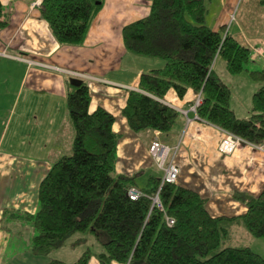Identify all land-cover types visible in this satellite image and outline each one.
Returning a JSON list of instances; mask_svg holds the SVG:
<instances>
[{
    "label": "trees",
    "instance_id": "obj_1",
    "mask_svg": "<svg viewBox=\"0 0 264 264\" xmlns=\"http://www.w3.org/2000/svg\"><path fill=\"white\" fill-rule=\"evenodd\" d=\"M264 6V0H256ZM104 0H41L39 12L55 41L62 46L83 43ZM205 0H152L149 14L123 29L126 51L133 57L155 60L161 67L139 77L141 92H130L122 111L133 133L168 134L178 113L161 101L169 91L183 98L188 90L201 94L198 119L241 139L264 142V69L248 70L251 51L228 32L205 24ZM0 0V31L8 25ZM220 57L231 75L247 72L259 88L253 94L247 119L230 108V89L213 71ZM69 116L74 128L70 154L57 159L40 183L34 215L4 212L10 223L29 224L34 236L32 256L46 257L66 246L93 239L100 248L99 264H264L247 246H231L232 229L241 225L252 239L264 238V188L257 197L235 192L245 207L239 217H212L205 200L192 189L164 185V212L151 208L160 180L149 178L138 188V176L116 175L118 136L114 118L103 109L88 111L90 95L83 82L68 84ZM130 188L144 196L130 200ZM174 219L168 227L164 216ZM4 228V227H3ZM5 229V228H4ZM226 244V245H225ZM86 251L74 264H89ZM48 264H63L51 261Z\"/></svg>",
    "mask_w": 264,
    "mask_h": 264
},
{
    "label": "crops",
    "instance_id": "obj_2",
    "mask_svg": "<svg viewBox=\"0 0 264 264\" xmlns=\"http://www.w3.org/2000/svg\"><path fill=\"white\" fill-rule=\"evenodd\" d=\"M37 1L41 3L1 0L9 19L0 31V264H46L48 260L74 264L86 251L91 254L89 264H99L100 248L91 238L76 247H71V240L44 259L30 254L28 246L35 234L31 225H4L6 210L31 215L37 212L40 183L52 164L72 150L74 128L67 95L73 79L87 86L90 113L103 109L114 118L112 131L118 136L116 175H137L140 189L149 178L160 180L161 173L148 153L150 143L158 139L169 147H179L174 157L180 171L177 184L197 192L212 217L243 215L245 207L234 201L233 194L257 197L261 193L264 154L246 144L223 154L219 146L231 141V136L191 111L197 93L188 90L183 98L173 91L166 94L161 103L175 110L178 117L165 135L133 133L122 115L128 94L139 90L140 75L162 66L158 61L128 54L122 36L125 26L149 14L152 0H104L78 46H62L55 41L39 6L34 5ZM238 1L206 0L205 24L222 37L227 32L235 39L240 35L251 51L252 67L248 70L264 69L262 35L255 28L249 36L243 34L242 20L237 21L235 35L224 28ZM230 108L239 119L250 115L242 118L231 100ZM241 228L233 227L232 238ZM239 244L234 246L241 247Z\"/></svg>",
    "mask_w": 264,
    "mask_h": 264
},
{
    "label": "rangeland",
    "instance_id": "obj_3",
    "mask_svg": "<svg viewBox=\"0 0 264 264\" xmlns=\"http://www.w3.org/2000/svg\"><path fill=\"white\" fill-rule=\"evenodd\" d=\"M247 1H250V3L244 2L243 0L238 1L224 28H226V30L231 29V33L235 35L238 31V28L236 27L237 21L242 20L243 34L249 36L252 33V29L255 28L256 32L259 33L258 35H262L261 40L264 41V6L257 4L255 0ZM235 36H238L236 40L243 45V42L241 40L242 37L240 35ZM258 46L261 47V44H258ZM213 65V70L220 76L219 78L221 79V81L230 89V100L232 101L238 114L242 116V118H247L248 113L250 112L252 107L253 94L256 92L257 88H259L260 84L251 81L246 72L238 75H231L230 73H228L225 68V62L220 57L216 58ZM251 67L252 66L249 64L247 68L250 69ZM159 173H161V171H159ZM242 229L243 228L237 230L236 232L238 234L234 235L233 238H231V240H229L226 244L234 246L235 242H239V246L247 245L255 254L264 259V238L253 240L245 232V230ZM240 234L242 236L246 235V238L240 239ZM46 257L43 258L46 259ZM50 258L52 257L50 256ZM49 262L50 261L48 260L46 264H48Z\"/></svg>",
    "mask_w": 264,
    "mask_h": 264
},
{
    "label": "built area",
    "instance_id": "obj_4",
    "mask_svg": "<svg viewBox=\"0 0 264 264\" xmlns=\"http://www.w3.org/2000/svg\"><path fill=\"white\" fill-rule=\"evenodd\" d=\"M35 6L40 5V1L34 3ZM32 64V62H30ZM201 104V94H199L194 102L191 111L196 113L197 107ZM231 136V141L223 142L219 146V150L222 153L230 154L241 143L248 145L251 149L264 154V143L254 144L241 141L234 136ZM179 147H169L164 143L153 142L149 148V154L152 157L156 167L162 172V177L159 186L152 197H149L151 201V210L157 209L163 211V207L159 198L160 191L163 185L174 184L179 176V168L173 163L174 157L178 152ZM128 197L132 201H136L138 198L144 196L143 193L135 188H130L127 192ZM165 223L168 227L174 225V220L165 217Z\"/></svg>",
    "mask_w": 264,
    "mask_h": 264
},
{
    "label": "bare ground",
    "instance_id": "obj_5",
    "mask_svg": "<svg viewBox=\"0 0 264 264\" xmlns=\"http://www.w3.org/2000/svg\"><path fill=\"white\" fill-rule=\"evenodd\" d=\"M18 60H20V58H18ZM73 80H76V79H73ZM71 81V80H70ZM78 81V80H77ZM79 82H82V81H79ZM70 84H71V82H70ZM73 85V84H72ZM131 92H141L140 90H138V91H131ZM225 132V131H224ZM157 134H160V133H158V132H156ZM227 133V132H226ZM161 135V134H160ZM228 135H232V134H230V133H228ZM232 136H234V135H232ZM235 138H237V139H239V140H241V141H245V140H243V139H241L240 137H237V136H234ZM153 142H159V143H162L161 141H159L158 139L156 140H153L151 143H150V146H151V144L153 143ZM245 142H247V141H245ZM223 143V142H222ZM221 143V144H222ZM248 143H250V142H248ZM264 143V142H263ZM220 144V145H221ZM241 144H243V145H245L244 143H241ZM240 144V145H241ZM150 146H149V148H150ZM149 148H148V153H149ZM223 154H226V153H223ZM149 156H150V154H149ZM176 156V155H175ZM150 158L152 159V157L150 156ZM152 161H153V159H152ZM153 163H154V161H153ZM173 163H174V160H173ZM176 165V164H175ZM154 166H155V168L158 170V171H160L157 167H156V165H155V163H154ZM162 173V172H161ZM179 174H180V172H179ZM179 177V176H178ZM161 180V179H160ZM177 181H178V179H177ZM177 181L174 183V184H166V185H176L177 184ZM160 183V182H159ZM178 185V184H177ZM164 186V185H163ZM163 186H162V188H163ZM161 188V189H162ZM136 189V188H135ZM138 190V189H137ZM140 191V190H139ZM163 207V206H162ZM150 210H151V208H150ZM160 212H164V210L163 211H160ZM165 217H169V216H167V215H165L164 216V218ZM169 218H171V217H169ZM171 219H173V218H171ZM174 220V219H173Z\"/></svg>",
    "mask_w": 264,
    "mask_h": 264
},
{
    "label": "water",
    "instance_id": "obj_6",
    "mask_svg": "<svg viewBox=\"0 0 264 264\" xmlns=\"http://www.w3.org/2000/svg\"><path fill=\"white\" fill-rule=\"evenodd\" d=\"M70 82H71V84L75 85V84L78 83L79 81H77V80H71Z\"/></svg>",
    "mask_w": 264,
    "mask_h": 264
},
{
    "label": "clouds",
    "instance_id": "obj_7",
    "mask_svg": "<svg viewBox=\"0 0 264 264\" xmlns=\"http://www.w3.org/2000/svg\"><path fill=\"white\" fill-rule=\"evenodd\" d=\"M199 95V94H198Z\"/></svg>",
    "mask_w": 264,
    "mask_h": 264
}]
</instances>
